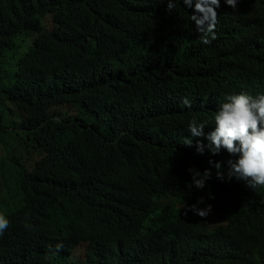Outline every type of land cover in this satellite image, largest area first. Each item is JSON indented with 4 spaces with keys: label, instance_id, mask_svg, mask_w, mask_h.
Instances as JSON below:
<instances>
[{
    "label": "trees",
    "instance_id": "obj_1",
    "mask_svg": "<svg viewBox=\"0 0 264 264\" xmlns=\"http://www.w3.org/2000/svg\"><path fill=\"white\" fill-rule=\"evenodd\" d=\"M187 12L0 0V264H264L263 187L251 196L209 163L227 168L205 136L223 87L173 54L195 37ZM255 81L249 92L264 93V72ZM189 169H210L204 188Z\"/></svg>",
    "mask_w": 264,
    "mask_h": 264
},
{
    "label": "clouds",
    "instance_id": "obj_2",
    "mask_svg": "<svg viewBox=\"0 0 264 264\" xmlns=\"http://www.w3.org/2000/svg\"><path fill=\"white\" fill-rule=\"evenodd\" d=\"M167 0L168 9H175L177 3L186 8L195 37L177 45L173 54L183 63L208 75L211 84L223 87L225 98L221 100L206 138L210 142L208 150L217 155L221 149L229 157L222 171L219 161H209L216 169L218 178L235 177L245 181L254 190L251 196L264 189V93L253 94L250 87L264 72V0ZM223 14H232L227 25L221 23ZM223 27V29H222ZM187 107L191 101L184 100ZM207 123L189 122L187 131L192 137L204 135ZM183 143L191 145V137ZM204 146L198 141L197 151ZM192 175V185L197 189L205 187L211 176L210 169L203 173L188 170ZM247 194L246 192H243ZM191 210L201 217L209 214L211 206L205 209L191 205ZM238 210L242 209L236 205ZM178 215V209L175 210ZM10 222L0 213V236L8 229ZM173 237L169 232L163 240L167 248ZM160 248V249H161ZM161 250V253L163 251ZM120 260L119 258L115 257Z\"/></svg>",
    "mask_w": 264,
    "mask_h": 264
},
{
    "label": "bare ground",
    "instance_id": "obj_3",
    "mask_svg": "<svg viewBox=\"0 0 264 264\" xmlns=\"http://www.w3.org/2000/svg\"><path fill=\"white\" fill-rule=\"evenodd\" d=\"M224 27H225V25H224ZM222 29H223V27H222Z\"/></svg>",
    "mask_w": 264,
    "mask_h": 264
}]
</instances>
